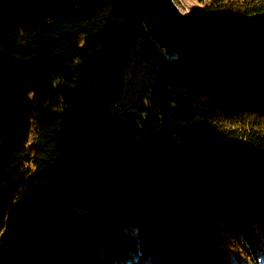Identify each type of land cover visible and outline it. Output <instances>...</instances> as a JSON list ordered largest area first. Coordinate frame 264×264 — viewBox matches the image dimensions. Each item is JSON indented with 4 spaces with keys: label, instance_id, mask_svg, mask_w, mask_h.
<instances>
[{
    "label": "trees",
    "instance_id": "16d2710c",
    "mask_svg": "<svg viewBox=\"0 0 264 264\" xmlns=\"http://www.w3.org/2000/svg\"><path fill=\"white\" fill-rule=\"evenodd\" d=\"M202 15L263 22L264 0ZM139 252L261 264L264 47L170 59L120 0H0V264Z\"/></svg>",
    "mask_w": 264,
    "mask_h": 264
},
{
    "label": "water",
    "instance_id": "95a60500",
    "mask_svg": "<svg viewBox=\"0 0 264 264\" xmlns=\"http://www.w3.org/2000/svg\"><path fill=\"white\" fill-rule=\"evenodd\" d=\"M143 23L149 38L170 59L219 47H264V25H238L193 18L175 0H120Z\"/></svg>",
    "mask_w": 264,
    "mask_h": 264
},
{
    "label": "rangeland",
    "instance_id": "374dc122",
    "mask_svg": "<svg viewBox=\"0 0 264 264\" xmlns=\"http://www.w3.org/2000/svg\"><path fill=\"white\" fill-rule=\"evenodd\" d=\"M208 1L209 0H175L176 4L182 9L183 12H185L186 14L190 15L193 18H198V19H203V20H210L207 18H203V15H202V11L205 7V4ZM236 24L256 26V25H264V21L263 22H257V23H236ZM127 233L130 235L131 238L136 237L135 229L127 230ZM239 257H237V258H239ZM144 260H146V259H144L143 255L139 252L137 254V257L134 259V262H136L135 264H140ZM123 264H133V262H131V261L125 262L124 261ZM141 264H149V263H148V261H146L145 263H141ZM235 264H250V263H248L247 260H245L243 257H240V259L236 260ZM261 264H264V259L262 260Z\"/></svg>",
    "mask_w": 264,
    "mask_h": 264
}]
</instances>
